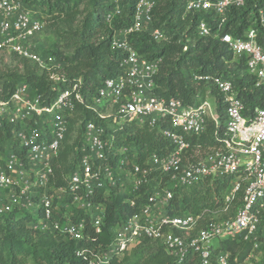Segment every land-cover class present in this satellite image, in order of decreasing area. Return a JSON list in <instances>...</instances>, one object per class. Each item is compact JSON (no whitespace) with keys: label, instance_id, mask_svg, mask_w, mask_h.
<instances>
[{"label":"built area","instance_id":"built-area-1","mask_svg":"<svg viewBox=\"0 0 264 264\" xmlns=\"http://www.w3.org/2000/svg\"><path fill=\"white\" fill-rule=\"evenodd\" d=\"M244 1L188 0L185 10H213L219 17L216 31L212 33L207 22L200 19L196 24L197 33L218 38L235 58L245 57L247 71L255 76V85L264 88V9L258 11L259 30L249 28L243 37H233L221 31L226 9L241 6ZM153 5V0H137L133 24L113 32L112 46L125 53L120 62L123 72L103 80L97 89L95 104H106L111 110L108 113L98 112L101 118L113 116L148 127H154L160 121L166 122L161 133L171 143L172 150L165 155L151 154L143 166L136 164L130 170H123L121 166L112 168L105 160L108 143L103 136L105 129L87 121L83 141L88 153L82 157L79 168L71 173L66 185L49 186L53 161L68 130L66 116L76 102H83L78 84H70L59 91L48 105L41 104L38 96L31 95L25 83L18 84L8 95L3 94L0 86V117L20 124L14 135L26 149L25 160L13 152L2 155L0 214L13 208L39 210L40 215L33 223L34 229L60 232L78 240L83 237V220L67 218L63 221L55 217L54 201H60L68 194L70 204L89 213L92 227L99 232L105 209L94 198L99 191L123 185L118 175L127 174L130 191L149 188L147 201L124 222L110 228L111 241L105 248L77 251L78 255L87 259V264H110L113 257H120L142 239L160 242L177 263L188 252H194L199 264H245L257 249L264 248V108L254 107L246 115L244 104L230 80L196 76L212 80L222 97L225 122L219 133V119L211 110L208 99L197 104H185L179 99L166 100L156 96L153 92L154 77L161 59L147 58L128 41L131 32L141 30L148 31L155 40L163 39L159 29L150 27ZM117 11L115 7L113 12ZM112 13L107 14V20L111 19ZM43 29L44 22L39 13L23 0H0V52L14 53L37 63L49 72L52 80L57 81L63 78L52 69L59 64L53 58L45 61L32 45V39L39 36ZM209 121L215 126L219 146L211 147L200 159H192L187 137L201 133ZM153 173L155 176H166L163 186L157 183L151 187ZM237 173L241 175L225 196V202H229L242 189L241 204L232 216L201 224V214H167L171 188L190 185L204 177ZM34 189H41L37 200L33 199L36 195ZM129 203L134 205V200L130 199ZM237 235L253 243L252 252L239 263L231 262L227 252L218 253L214 262L211 261L214 242Z\"/></svg>","mask_w":264,"mask_h":264},{"label":"trees","instance_id":"trees-1","mask_svg":"<svg viewBox=\"0 0 264 264\" xmlns=\"http://www.w3.org/2000/svg\"><path fill=\"white\" fill-rule=\"evenodd\" d=\"M38 11L44 22L43 31H48L57 39L40 52L41 57L62 65L53 67V72L63 79L57 81L49 77V72L37 63L8 53L18 64L11 69L0 68V86L4 95L10 94L20 83L30 88L43 105L50 104L59 91L70 84L77 83L83 102H76L73 110L66 116L68 130L60 145L58 156L54 159L53 175L49 186L60 187L73 171L79 168L82 157L88 153L83 141L84 124L91 121L105 129L107 139L106 162L112 167L121 166L130 170L133 165L143 166L151 154L165 155L172 150L171 143L161 131L167 123L160 121L154 127L128 122L107 116L101 118L98 112H110L108 105H96L97 89L104 79L116 77L123 72L120 62L124 51L111 44L114 31L130 27L134 22L137 0H23ZM151 28L159 29L163 39L155 40L146 30L131 32L129 43L138 53L147 58H160L158 72L154 77L153 92L163 99H179L185 104H197L206 96L214 98L215 113L219 119L217 131L222 132L225 122L224 104L212 80L196 76H212L231 81L235 92L244 104V113L252 112L254 107L264 108V88L256 86L255 76L247 71L245 57L235 58L228 46L218 38L200 36L196 31L198 20L207 22L214 33L219 17L213 10L187 12L188 0H153ZM117 7L118 11L113 12ZM264 9V0H245L238 7L230 6L225 11L222 32L233 37H243L249 28L259 30L258 11ZM113 12V13H112ZM112 13L107 20V14ZM78 121L76 136L69 142V134ZM20 127L0 117V169L4 168V156L13 152L25 160L26 149L16 139L14 132ZM189 153L197 148H217L213 122H207L204 130L187 137ZM122 159V162L119 160ZM241 174L222 177H204L190 185L171 188L172 197L166 205L169 215L185 213L201 214V224L208 220H221L232 216L241 204L242 189L234 198L225 202V196ZM161 176V175H160ZM162 178V179H161ZM158 184L164 185L166 176L162 175ZM162 180V182H161ZM37 190L35 200L41 189ZM149 194L148 187L136 191L124 190L119 185L99 191L94 200L105 209V218L99 232H95L90 215L77 210L70 204L66 194L60 201H54L53 214L60 220L80 219L84 222L83 237L73 239L63 233L42 231L33 228L39 210L27 211L13 208L0 214V264H87V259L77 254L80 249H103L111 241V227L126 220L143 207ZM34 199V198H33ZM134 200L130 205L129 200ZM71 209L66 213L65 204ZM59 206V207H58ZM154 241L142 239L120 257H113L110 264H199L198 256L188 252L177 263L164 246L148 247L141 243ZM158 242V241H156ZM253 250V243L237 235L233 238L215 241L212 245L211 261L218 253L227 252L233 263L242 262ZM262 258L254 264H264ZM86 255V254H85Z\"/></svg>","mask_w":264,"mask_h":264},{"label":"rangeland","instance_id":"rangeland-1","mask_svg":"<svg viewBox=\"0 0 264 264\" xmlns=\"http://www.w3.org/2000/svg\"><path fill=\"white\" fill-rule=\"evenodd\" d=\"M56 41H57V39L55 37H53L50 32L42 31V33L39 36H35L32 39V45H33L34 50L37 51V53H39L41 55L40 52H42L47 47L48 44L50 45L51 43L56 42ZM16 64H18V63L13 58V56L11 54H8L7 52H0V68L11 69ZM61 66L62 65L59 62V68H61ZM205 99H208V102L210 104L211 110L215 111L214 98L206 96ZM78 124H79L78 121H76L74 123L73 130L69 134V142H72L74 140V138H75V136L77 134L76 130L78 128ZM209 150H210V147L209 148H197V149H194V151L191 153V157H192V159H200ZM118 176L120 177L119 182H122V184H123V185H120V187L123 188L124 190H129L128 189L129 179H128L127 174L119 173ZM151 177H152V179H151L150 185L152 187V186H155L157 183L160 182V178L162 177V175L161 176H159V175L155 176V174L153 173L151 175ZM161 182H162V180H161ZM34 192H35V194H37V190L34 189ZM33 198L35 199V196ZM64 204H65L64 206L66 208V213H68L70 211L71 207H70L68 202H66ZM144 245H146L148 247H159L160 243L156 242V241H147V242H145L143 244L141 243L142 247ZM262 253H263V251L261 249H257V251H255L253 256L250 259L247 260V262L252 263V264L256 263L257 261H259L262 258ZM247 262H245V264H248ZM155 264H164V263H161L160 261H156ZM166 264H169V262L166 261Z\"/></svg>","mask_w":264,"mask_h":264}]
</instances>
